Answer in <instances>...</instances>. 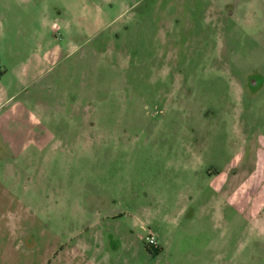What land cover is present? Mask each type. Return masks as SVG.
Wrapping results in <instances>:
<instances>
[{
  "label": "rangeland",
  "instance_id": "rangeland-1",
  "mask_svg": "<svg viewBox=\"0 0 264 264\" xmlns=\"http://www.w3.org/2000/svg\"><path fill=\"white\" fill-rule=\"evenodd\" d=\"M83 4L0 108V264H264V0Z\"/></svg>",
  "mask_w": 264,
  "mask_h": 264
},
{
  "label": "crops",
  "instance_id": "crops-1",
  "mask_svg": "<svg viewBox=\"0 0 264 264\" xmlns=\"http://www.w3.org/2000/svg\"><path fill=\"white\" fill-rule=\"evenodd\" d=\"M83 1L14 0L3 5L0 44L10 60L9 65H3L5 74L9 72L13 80L9 89L0 78V108L53 71L61 70L63 75L71 56L82 50L83 36L101 33V19L97 25L86 19L87 12L96 13Z\"/></svg>",
  "mask_w": 264,
  "mask_h": 264
},
{
  "label": "built area",
  "instance_id": "built-area-1",
  "mask_svg": "<svg viewBox=\"0 0 264 264\" xmlns=\"http://www.w3.org/2000/svg\"><path fill=\"white\" fill-rule=\"evenodd\" d=\"M54 28L59 29V26L55 24ZM147 242L149 243V244L147 243L148 245L157 246V242L154 236L150 235L149 237H147Z\"/></svg>",
  "mask_w": 264,
  "mask_h": 264
},
{
  "label": "flooded vegetation",
  "instance_id": "flooded-vegetation-1",
  "mask_svg": "<svg viewBox=\"0 0 264 264\" xmlns=\"http://www.w3.org/2000/svg\"><path fill=\"white\" fill-rule=\"evenodd\" d=\"M63 140V139H62ZM63 141H65V140H63ZM67 143H68V141H66ZM61 147L62 148H64V147H67V146H65V142H61ZM32 163V162H31ZM152 247H159V245L158 246H151V245H148L147 243H146V249L149 251V253H154V249L152 248ZM160 253V252H159ZM159 253H157L156 255H158Z\"/></svg>",
  "mask_w": 264,
  "mask_h": 264
}]
</instances>
